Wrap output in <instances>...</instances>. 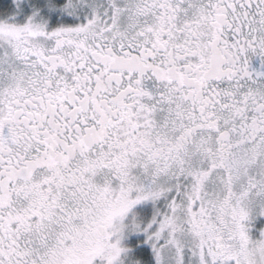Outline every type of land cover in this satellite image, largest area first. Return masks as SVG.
<instances>
[{
	"label": "snow or ice",
	"instance_id": "6c2138e0",
	"mask_svg": "<svg viewBox=\"0 0 264 264\" xmlns=\"http://www.w3.org/2000/svg\"><path fill=\"white\" fill-rule=\"evenodd\" d=\"M0 264H264V0H0Z\"/></svg>",
	"mask_w": 264,
	"mask_h": 264
}]
</instances>
